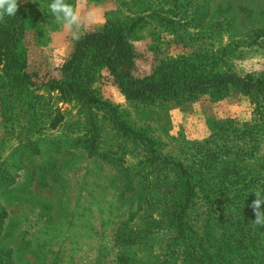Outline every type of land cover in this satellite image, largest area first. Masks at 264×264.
<instances>
[{
  "label": "rangeland",
  "instance_id": "374dc122",
  "mask_svg": "<svg viewBox=\"0 0 264 264\" xmlns=\"http://www.w3.org/2000/svg\"><path fill=\"white\" fill-rule=\"evenodd\" d=\"M18 2L30 81L0 64V264H264L249 207L264 190L261 95L132 99L87 62L79 85L99 102L87 101L49 84L75 43L52 0ZM90 9L103 24L87 31L131 26L139 70L184 55L264 80V0H83Z\"/></svg>",
  "mask_w": 264,
  "mask_h": 264
},
{
  "label": "trees",
  "instance_id": "16d2710c",
  "mask_svg": "<svg viewBox=\"0 0 264 264\" xmlns=\"http://www.w3.org/2000/svg\"><path fill=\"white\" fill-rule=\"evenodd\" d=\"M26 10H19L12 17L0 22V64L14 78L30 81L26 71ZM129 26L125 31L115 29L91 30L75 41L71 55L61 66V77L51 78L49 84L56 89L76 94L90 102H99L80 87L79 78L85 70L84 64L99 65L109 80L126 97L167 101L194 100L202 95L221 99L230 93L249 95L258 93L264 100V80L250 74L233 71H218L205 59L195 61L192 56L179 55L159 62L149 72L135 66V59L128 42ZM89 156L94 155V134L91 135ZM175 164L186 175L180 163ZM187 200V199H186ZM184 200V201H186ZM180 205H184L182 202ZM184 207L179 211L182 214Z\"/></svg>",
  "mask_w": 264,
  "mask_h": 264
},
{
  "label": "clouds",
  "instance_id": "9594fccd",
  "mask_svg": "<svg viewBox=\"0 0 264 264\" xmlns=\"http://www.w3.org/2000/svg\"><path fill=\"white\" fill-rule=\"evenodd\" d=\"M83 0H79L78 5H73L66 0H52L49 10L55 18V22L62 26L64 32L70 36L72 41H78L85 32L92 26H101L103 21L99 18L96 10L83 11ZM19 10L18 0H0V22L5 17L15 16ZM255 199L250 203L255 219L252 223L256 226L264 227V190H257Z\"/></svg>",
  "mask_w": 264,
  "mask_h": 264
}]
</instances>
